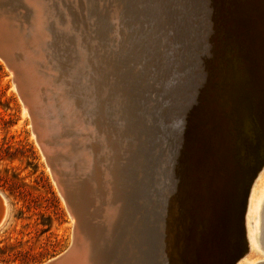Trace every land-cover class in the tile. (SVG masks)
<instances>
[{
	"label": "water",
	"instance_id": "obj_1",
	"mask_svg": "<svg viewBox=\"0 0 264 264\" xmlns=\"http://www.w3.org/2000/svg\"><path fill=\"white\" fill-rule=\"evenodd\" d=\"M123 4L132 37L129 59L141 65L137 73L143 81L133 92V112L127 118L129 125L131 120L137 123L130 135L131 164L118 171L123 215L117 213L113 223L98 226L94 240L75 218L69 246L42 264H100L105 259L106 264H235L248 251L247 193L264 164V0H123ZM34 6L33 0H0V60L12 73L31 133L50 167L40 138L39 106L29 84V78H39L31 46L46 33L36 26ZM98 27L107 30L105 23ZM185 33L193 38L188 44L195 71L202 69L209 79L203 91L176 81L182 71L179 49ZM204 37L217 44V49L206 48L215 57L213 66L204 52L197 51ZM238 37L246 38L241 49ZM249 44L260 48L257 58L251 56ZM225 119L236 133L240 128L234 141ZM207 152L225 165L223 180L209 179L211 185L216 183L212 190L209 181L198 183L190 174L200 166L199 156L209 157ZM54 166L49 170L61 185L63 175ZM60 185L57 191L73 214L71 193L66 197ZM192 200L196 218L189 223L181 214H187ZM90 225L96 226L93 220Z\"/></svg>",
	"mask_w": 264,
	"mask_h": 264
},
{
	"label": "rangeland",
	"instance_id": "obj_2",
	"mask_svg": "<svg viewBox=\"0 0 264 264\" xmlns=\"http://www.w3.org/2000/svg\"><path fill=\"white\" fill-rule=\"evenodd\" d=\"M40 1L44 7L47 6L44 12H46L45 15L47 14L45 20L48 32L46 29L44 30L48 38L44 48L40 47L36 51L38 56L34 51L32 55L35 61L37 60L36 62L33 60V64L38 69V74H41L40 77L42 78L46 77L50 82L48 86H40L38 83L36 90L39 91L38 93L46 105L45 116L50 125V135L56 150L57 166H61L62 173L68 181H72L74 185L82 184L85 178L81 172L84 169L80 162L73 159L76 154L81 155V152L75 150L76 153H69L67 150L69 145L73 149H77L81 143L88 149L90 148L88 152L93 165H96V169L90 168L88 172L89 188L92 189V202L91 207H89L90 211L91 209L93 211V222L95 221L96 224L103 227L101 219L108 203H111L112 206L110 207L118 211L119 215H123V211L119 212L123 209L124 203L118 199V182L120 179L118 171L131 164L133 153L130 135L137 123L131 120L129 125L127 118L133 112L130 108L132 107L131 101L134 100L133 92L138 87L137 84L143 83L140 74L137 73L138 69L142 70L141 65L129 59L132 37L129 35L130 29L125 25L123 0ZM49 7L52 8V11L48 10ZM244 10L247 9L244 8ZM48 15L51 17L49 18ZM103 23L107 25L108 31L98 27V24L103 25ZM187 35L185 33L183 36L179 49L182 71L177 74L176 81L181 80L185 86L189 82L199 92L205 90L209 79L202 69L195 71V67L190 61L192 51L188 44L193 41V38L188 39ZM238 38V48L241 49L243 43L246 44V38ZM256 41H261V38L258 37ZM215 42L212 38L204 37L202 43H197V51L199 53L204 52L205 59H208L212 66L215 63V57L211 56L206 48L217 49ZM44 43L46 42L44 41ZM247 47L250 48L252 57L257 58L260 55V48L253 44H249ZM80 50L83 53L80 58L84 61L83 63H86L82 70V73L86 75L84 77L86 83H82H92L94 98L97 103L92 116V120L97 125L94 126L96 132L91 138L93 141L91 140L92 143L90 144L88 143L90 141L82 140L84 130L80 132V127L78 130L73 125L74 123L70 122V119L64 118L59 102L61 90L68 87L66 86V77L79 61L75 53H77L76 51L79 53ZM151 62L160 63L155 60ZM197 74L201 76L199 78L193 77ZM23 110L24 107L12 82V74L0 61V157H3L0 160V264H42L58 256L69 246L74 225L63 199L57 192L49 167L41 155L34 135L31 133L29 117ZM104 110L107 112L106 115ZM65 133L72 136L68 137ZM8 154L10 157L7 156ZM98 167L101 171L104 168L109 171L108 175L111 176L109 181L111 190L109 192L106 190L109 188L108 186L104 183L101 185L102 177H100L101 173L98 174L97 172ZM194 168L190 174L194 179H197L198 183H203V180L198 176L200 167ZM60 176L62 177V175ZM98 176L99 182L96 181ZM4 182L6 184L1 187ZM13 185H17L19 188L14 186L16 189H11ZM262 192L253 194L252 200H257L255 204L251 200L253 205L250 204V207L252 209L249 208L248 214H246L248 229L252 226L255 229L251 228L250 230L254 229V231L248 232H253V236L248 234L249 239L253 237V240H249L251 241L249 242L250 250L244 255V259H241L244 262L239 261L241 264H250V262L256 264L264 261V253L257 247L259 246L256 238L259 232L257 229L259 222L255 221L258 220L257 215L260 209H258L260 203L258 199L261 201L264 197ZM194 201L188 203L192 207L184 206L187 209V214H181V219L185 217L190 219L189 223L196 218L195 211L192 209L195 207ZM117 215L115 214V217L108 223H113ZM255 217L257 218L254 220ZM108 223L106 226L109 225ZM105 261L107 259L101 260L100 264H106Z\"/></svg>",
	"mask_w": 264,
	"mask_h": 264
},
{
	"label": "bare ground",
	"instance_id": "obj_3",
	"mask_svg": "<svg viewBox=\"0 0 264 264\" xmlns=\"http://www.w3.org/2000/svg\"><path fill=\"white\" fill-rule=\"evenodd\" d=\"M34 1V3H35V8H34V10H35V14H34V17H35V21L37 22L36 23V26H38V29L40 28V29H46L47 30V23H46V15H45V13L46 12H44L45 11V7H47V6H43V4H42V2L40 1V0H33ZM33 3V2H32ZM50 8V7H49ZM51 9V10H50ZM50 9H48L49 11H52V8H50ZM99 9V8H98ZM96 10V9H95ZM48 11V12H49ZM113 11H115V10H113ZM95 12V11H94ZM98 12V11H97ZM99 13V12H98ZM117 13V12H116ZM115 13V14H116ZM54 14V13H53ZM113 14H114V12H113ZM36 15V16H35ZM52 15V14H51ZM94 16V15H93ZM99 16H101V15H99ZM102 16H104V15H102ZM48 17H49V15H48ZM51 17V16H50ZM49 17V18H50ZM116 17V16H115ZM105 18V17H104ZM103 18V19H104ZM55 19V18H54ZM98 19V18H97ZM100 19H102V18H100ZM106 20V19H105ZM100 21V20H99ZM101 21H103V20H101ZM106 22V21H105ZM110 23V22H109ZM38 24H41L42 26H39ZM102 24V23H101ZM123 26V25H122ZM108 31V30H107ZM47 32H48V30H47ZM39 38V40L37 39V41H35L32 45H34V46H31V50L32 51H34L35 52V54L38 56V54L36 53V51L38 50V48H44L43 46L45 45V44H47V34L46 33H44V36H42V38L43 39H41L40 37H38ZM40 39L42 40L41 42H40ZM44 41L46 42V43H44ZM43 42V43H42ZM55 42V41H54ZM50 43V42H49ZM78 50V49H77ZM130 50V49H129ZM77 53H75L76 55H77V57H78V60H76V61H78L77 62V64H75V67L69 72V75L66 77L67 78V85L66 86H68L67 87V89H62L61 90V94H60V97H59V102H60V110H61V113H63L64 114V118L66 119V120H69L70 119V122L71 123H74L73 125L76 127V128H78V130H79V127H80V132L82 131V130H84L83 131V134L82 133H80V134H82V137H83V139L82 140H84V141H90V142H88L89 144L90 143H92V141H93V139H91L92 137H93V135H95V132H96V128L94 127V126H97L95 123H94V121L92 120V116H93V112H95V105H97V103H96V100H95V98H94V92H93V87H92V83L91 82H89V83H87V84H84V83H82V82H85L86 83V80H85V74L84 73H82V70H83V68H84V66H85V64L86 63H83L84 61L83 60H81V55H83V53H81V50H80V52L78 53V51H76ZM34 54V55H35ZM42 54V53H41ZM41 54H39V55H41ZM72 54V53H71ZM75 55V56H76ZM37 58H39V57H37ZM40 59V58H39ZM47 61L46 62H48V59H46ZM1 61V60H0ZM34 61H35V59H34ZM37 61V60H36ZM35 61V62H36ZM3 62V61H2ZM4 64V63H3ZM36 64V63H35ZM5 65V64H4ZM45 65V64H44ZM47 65V64H46ZM34 66V65H33ZM41 66V65H40ZM49 66V65H48ZM47 66V67H48ZM6 67V66H5ZM38 67V66H37ZM47 67H45L46 69H47ZM7 68V67H6ZM33 69H36L35 67L33 68ZM10 71V70H9ZM11 72V71H10ZM12 74V73H11ZM82 74V75H81ZM39 75V78L37 79L36 77L34 78V77H32V78H29V84L33 87V91H34V96H35V101L37 102V104H38V106H39V108H38V115H40L39 116V118L42 120V123L40 124V126H41V130H39L40 131V138H41V140L43 141V143L45 144V147H47L46 148V150H47V155H48V164H49V168H51L52 166H54V165H56V164H58L57 162H56V150H55V147H54V145H53V143H52V136L50 135V125L48 124V122H47V119H46V105L44 104V101H42V98H41V96L39 95V91L37 92V90H36V87H38L37 85H38V83H39V85L40 86H43V85H49L50 84V82H49V80L46 78V77H44V78H42V77H40V75L41 74H38ZM13 77V76H12ZM49 77V76H48ZM50 79V78H49ZM54 79V78H53ZM56 79V78H55ZM58 80V79H57ZM54 82V81H53ZM57 82V81H56ZM60 82H62V81H60ZM63 83V82H62ZM55 84V83H54ZM53 84V85H54ZM61 84V83H60ZM13 85H14V87H15V84L13 83ZM63 85V84H62ZM85 85V86H84ZM87 86V87H86ZM56 87V86H55ZM52 89V88H51ZM16 90V89H15ZM40 91L42 92V89H40ZM54 91H55V89H54ZM46 92H47V89H46ZM50 92V91H49ZM48 93V92H47ZM48 96H49V93H48ZM51 96H52V94H51ZM52 98V97H51ZM21 102V101H20ZM53 102V101H52ZM22 103V102H21ZM54 103V102H53ZM23 105V107H24V112L25 113H27V115H28V111H27V108H26V106L24 105V104H22ZM55 105V104H54ZM56 107V106H55ZM53 108V107H52ZM56 110V109H55ZM98 112V111H97ZM226 113H227V110H226ZM229 114V113H228ZM53 115V114H52ZM96 115H98V114H96ZM223 115V114H222ZM221 115V116H222ZM59 117V116H58ZM61 117H62V115H61ZM63 118V117H62ZM228 118L230 119V116H228ZM227 119V118H226ZM226 119L223 121V123H224V125H227V128H228V131H229V133H230V135H231V137L233 138V141L235 140V137H236V135H238L239 136V134L238 133H240V131H239V129L240 128H237V133L233 130V129H236V128H233L232 127V124H231V121H226ZM98 120V119H97ZM30 121V120H29ZM100 121V120H99ZM98 121V122H99ZM62 122V121H61ZM66 122V121H65ZM233 122H237V121H233ZM51 123V122H50ZM98 124V123H97ZM71 125V124H70ZM66 127V126H65ZM99 127V126H98ZM238 127V126H237ZM61 128V127H60ZM64 128V127H63ZM53 129V128H52ZM55 129H57V128H55ZM74 130V129H73ZM52 131V130H51ZM79 131H77V132H79ZM98 131V130H97ZM56 132V131H55ZM64 133V132H63ZM62 133V134H63ZM33 134V133H32ZM60 135V134H59ZM65 135H67L66 133H65ZM64 135V136H65ZM68 136V135H67ZM66 136V137H67ZM69 136H72V135H69ZM68 136V137H69ZM77 136V135H76ZM35 138V137H34ZM232 138H230V140L232 139ZM92 140V141H91ZM61 141V140H60ZM79 142V141H78ZM62 143V142H61ZM63 143H65V142H63ZM66 143H67V141H66ZM67 144H69V143H67ZM65 145V144H64ZM78 145V144H77ZM95 145H97V144H95ZM70 147L68 148V152L69 153H71V152H73V153H76L75 152V150L76 151H79V152H81V155H78V154H76V157L75 158H73L74 159V161H77V162H80V164L82 165V168L84 169V171L83 172H81V174H82V176H84V178H85V180H84V182L82 183V184H79V185H74L73 183H72V181H68V179H66V177H64V175H63V173H62V170H61V166L60 167H56V166H54L53 167V170L54 171H56L57 172V174H62L63 175V178L64 179H62V181H61V185L60 184H58V177H56V175L54 174V172H52V169L50 170V172H51V177H52V179H53V182L55 183V186H56V188L60 185L62 188H63V190L65 191L64 192V194L66 195V197H67V195H68V191L71 193V196H72V198H73V202H74V206L72 205V206H70V209H71V211L73 212V214H70V212H68L69 213V216L71 217V222H73L74 221V225H75V218H77V220L79 221V223H80V226L82 227H84V228H87V231L89 232V234H91V238H93V240H94V234L97 232V230L99 231L100 229H99V225L98 224H96V222H93V223H95L96 224V226H91L90 225V223L92 222V220H93V211H92V209H91V211H90V204H91V202H92V198H91V192H92V189H90L89 188V184H90V181H89V178H88V172L90 171L89 169L90 168H92L93 169V167H94V170L96 169V165L94 166L93 164V161H92V159H91V157H90V153L88 152L89 151V149H88V147L86 146H84V144L83 143H81L80 145H79V147L76 149V148H74L73 149V147H71V145H69ZM74 146V145H73ZM67 147V146H66ZM93 148V147H92ZM208 148V147H207ZM96 149V148H95ZM125 151V150H124ZM69 155V154H68ZM207 155L209 156V157H205L204 158V154L202 155V156H199V159H202V160H200L199 162H198V164H197V166L200 164V172H199V178L201 179V180H203V182H207V181H209V179H211L212 181L213 180H215V179H218V177H220V176H222L223 175V173H224V162L223 161H221L220 159H218V158H216L215 156H214V154H211V153H209V152H207ZM73 156H75L74 154H73ZM103 165V164H102ZM109 166V165H108ZM63 167V166H62ZM100 167V166H99ZM98 167V169H97V172H98V174H100L101 173V175H100V177H102L101 178V181L100 182H102L101 183V185L104 183V185H106V186H108L109 188H107L106 190L109 192L110 190H111V188H110V186H109V181H110V178H111V176L110 175H108L109 173V171H107L105 168L101 171V169ZM110 167V166H109ZM100 169V170H99ZM54 174V175H53ZM105 177V178H104ZM108 178V179H107ZM223 180V176L222 177H220V179L219 180ZM99 176H98V178H97V180L96 181H98L99 182ZM195 181H197V179L195 178L194 179ZM198 182V181H197ZM198 183H196L195 182V187H197V189H199L198 188V186L199 185H197ZM209 185H211V183H210V181H209ZM212 185H216V183H213ZM212 185L210 186V188H211V190L213 189V187H212ZM263 187H264V164H263V166L261 167V169H260V171L257 173V175H256V177H254V179H253V181H252V183H251V185H250V187H249V191H248V193H247V199H246V205H245V215H244V225H245V236H246V239H247V245H248V251L250 250V246L251 245H249V242H251V241H249V240H253V232L252 233H248L249 231H254V227L252 226L251 228H254L253 230H250V229H248V226L246 225V223H247V220H248V218H247V220H246V217H247V215L246 214H248L247 213V211L249 210V208L250 209H252L250 206V204H252L251 203V200H252V197H253V194L254 193H256V192H259V193H261L262 191V193H263V196H264V190H262L263 189ZM58 192V191H57ZM212 192V191H211ZM67 193V194H66ZM199 193H201V192H199ZM218 193H220L221 194V192H220V190H218ZM217 192H215V195H217L218 194ZM202 194V193H201ZM219 194V195H220ZM59 195H60V197L63 199L64 197H63V195H61V193H59ZM259 195V194H258ZM257 195V196H258ZM202 196H205L204 194H202ZM220 196H223L222 194L220 195ZM260 196H262L261 194H260ZM262 198V197H261ZM256 199V198H255ZM257 200V199H256ZM256 200H252V201H254V204H255V201ZM259 200V207H258V209H259V212H258V220L256 219L257 217H255L254 218V220L255 221H257V222H259L258 223V230H259V232H258V235H257V242H258V244H259V246H257V247H259L262 251H263V253H264V197H263V199L260 201V199H258ZM63 201H64V199H63ZM64 203H65V201H64ZM116 203V202H115ZM253 205V204H252ZM257 205V204H256ZM90 206V207H89ZM110 206H112L111 205V203H108L107 204V206H106V209H105V213L103 214V216H102V224L104 225V226H106L107 225V223L112 219V218H114L115 217V214L117 215V213H118V211H115L114 209H112V207H110ZM255 206V205H254ZM66 207V206H65ZM73 207H74V209H73ZM67 208V207H66ZM257 208V207H256ZM254 209V208H253ZM258 209H257V211H258ZM67 210V209H66ZM0 211H1V209H0ZM254 211V210H253ZM250 212V211H249ZM255 213V212H254ZM123 214V213H122ZM250 214V213H249ZM253 214V213H252ZM255 215V214H254ZM77 216V217H76ZM251 216V215H250ZM256 216V215H255ZM1 217V216H0ZM3 217V216H2ZM252 217H253V215H252ZM250 218V217H249ZM252 219V218H251ZM253 220V219H252ZM252 222V221H251ZM97 223H99V222H97ZM109 224V223H108ZM255 224V223H254ZM73 225V226H74ZM250 225H251V223H250ZM256 232V231H255ZM248 234H252V238L251 239H249V236H248ZM93 235V236H92ZM254 236H255V234H254ZM255 238V237H254ZM113 241V240H112ZM255 241V240H254ZM253 243V242H252ZM251 243V244H252ZM254 245V243L252 244V246ZM111 246H112V242H111ZM110 246V247H111ZM254 247V246H253ZM253 249V248H252ZM251 249V250H252ZM258 250V249H257ZM247 251V252H248ZM253 251V250H252ZM120 254V253H119ZM244 257V256H243ZM242 257V258H243ZM241 258V259H242ZM240 259V260H241ZM244 259V258H243ZM251 259V258H250ZM240 260H238L235 264H239L240 262ZM241 261H243V260H241ZM244 262V261H243ZM246 262V261H245ZM261 262H263V261H261ZM91 263V262H90ZM257 263H259V262H257ZM256 263V264H257ZM91 264H95V262L94 263H91ZM241 264V263H240ZM244 264V263H243ZM250 264H251V262H250Z\"/></svg>",
	"mask_w": 264,
	"mask_h": 264
},
{
	"label": "trees",
	"instance_id": "obj_4",
	"mask_svg": "<svg viewBox=\"0 0 264 264\" xmlns=\"http://www.w3.org/2000/svg\"><path fill=\"white\" fill-rule=\"evenodd\" d=\"M7 156L10 157V154H8ZM7 158H8V157H7ZM2 159H3V157H0V160H2ZM5 184H6L5 182L2 183L1 187H3ZM14 186L17 187V189L19 188V186H17V185H13V187H11V189H16V188H14Z\"/></svg>",
	"mask_w": 264,
	"mask_h": 264
}]
</instances>
